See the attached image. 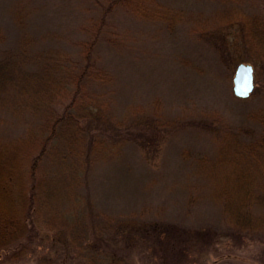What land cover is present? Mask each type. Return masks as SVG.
<instances>
[{"label": "rangeland", "instance_id": "1", "mask_svg": "<svg viewBox=\"0 0 264 264\" xmlns=\"http://www.w3.org/2000/svg\"><path fill=\"white\" fill-rule=\"evenodd\" d=\"M121 1L0 0V53L24 43L32 53L58 49L84 64L89 51V60L104 72L101 79L84 77L91 112L80 124L105 151L95 149L94 161L77 179L76 206L84 205L86 195L93 210L124 230L154 224L143 249L121 251L119 242L96 254L83 246L80 260L89 255L104 264H264V230L229 225L198 167L212 160L225 132L250 140L264 129V60L238 48L223 55L201 36L214 26L209 16L222 6L218 0H143L148 9L155 1L178 12L172 26ZM241 7L264 15V0H243ZM240 61L253 66L247 98L231 89ZM21 131L0 112V141ZM1 243L0 264L59 263L54 254L61 238L36 234Z\"/></svg>", "mask_w": 264, "mask_h": 264}, {"label": "trees", "instance_id": "2", "mask_svg": "<svg viewBox=\"0 0 264 264\" xmlns=\"http://www.w3.org/2000/svg\"><path fill=\"white\" fill-rule=\"evenodd\" d=\"M218 1L222 6L209 16L214 26L201 36L223 55L231 52L230 48H238L248 51V56L253 51L264 60V15L244 11L243 0ZM121 2H131L140 15L156 14L168 26L179 19L178 12L173 15L155 1L150 9L143 0ZM2 39L0 30V42ZM253 42L255 46L250 48ZM89 57L88 51L82 64L69 60L58 49L32 53L24 43L0 53V112H7L22 129L13 138L0 141V243L22 237L29 240L36 234L61 238L62 244L56 246L59 250L54 254L59 257L58 264H104L100 257L89 255L84 262L78 251L84 246L95 253L102 247L110 252L119 242L121 251L143 249L154 234V224L143 222L124 230L109 216L93 210L86 195L83 206L74 202L79 199L75 183L94 161V150L101 154L105 151L97 148L94 137L86 136L87 130L80 124L91 112L85 101L84 77L101 79L104 73ZM215 146L212 160L198 166L210 195L221 205L226 222L233 228L264 230V213L255 211L264 208V129L250 140L227 131ZM44 161L53 163L50 170ZM64 202L67 206L62 208ZM26 248L21 247L24 251ZM116 260L111 264H119Z\"/></svg>", "mask_w": 264, "mask_h": 264}, {"label": "water", "instance_id": "3", "mask_svg": "<svg viewBox=\"0 0 264 264\" xmlns=\"http://www.w3.org/2000/svg\"><path fill=\"white\" fill-rule=\"evenodd\" d=\"M231 81L234 96L247 98L254 87L253 66L251 63L240 61L235 64Z\"/></svg>", "mask_w": 264, "mask_h": 264}, {"label": "flooded vegetation", "instance_id": "4", "mask_svg": "<svg viewBox=\"0 0 264 264\" xmlns=\"http://www.w3.org/2000/svg\"><path fill=\"white\" fill-rule=\"evenodd\" d=\"M225 264H227V263H225Z\"/></svg>", "mask_w": 264, "mask_h": 264}]
</instances>
